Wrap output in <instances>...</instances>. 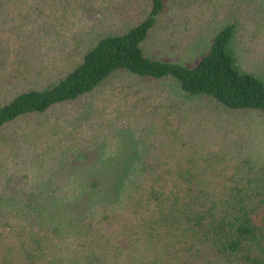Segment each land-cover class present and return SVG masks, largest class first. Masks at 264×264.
Here are the masks:
<instances>
[{"label":"rangeland","instance_id":"374dc122","mask_svg":"<svg viewBox=\"0 0 264 264\" xmlns=\"http://www.w3.org/2000/svg\"><path fill=\"white\" fill-rule=\"evenodd\" d=\"M88 1L0 0V106L20 89L37 82L45 86L74 65L85 35L130 29L149 15L151 6L150 0ZM166 2L143 45L147 56L193 67L208 53L215 35L232 24L227 51L235 67L264 81V0ZM147 79L115 73L82 100L0 128V212L19 216L23 212L17 207L25 198L40 207L52 194L73 201L80 198L74 194L77 186L88 189L93 181L117 187L118 169L124 170L135 154L154 166H170L175 157L171 150L182 142L219 152L227 160L264 162V112H231L184 92L172 77ZM41 211L33 214L44 227ZM69 215L59 211L51 219L62 227L73 220ZM141 238L130 245L121 239L110 264H145L157 245ZM63 252L70 264V254Z\"/></svg>","mask_w":264,"mask_h":264},{"label":"trees","instance_id":"16d2710c","mask_svg":"<svg viewBox=\"0 0 264 264\" xmlns=\"http://www.w3.org/2000/svg\"><path fill=\"white\" fill-rule=\"evenodd\" d=\"M150 1L145 19L130 29L85 35L74 65L45 86L37 82L15 93L0 106V128L82 100L120 72L147 80L172 77L184 92L231 112H264V81L240 72L227 51L232 24L215 35L193 67L147 56L143 45L167 3ZM194 148L185 142L175 146L170 166H154L135 154L124 170L118 169L112 192L93 181L88 189L78 185L74 194L80 198L73 201L52 194L40 207L25 198L14 204L23 212L19 216L0 212V264H65L63 251L70 254V264H110L121 239L130 245L141 236L157 245L145 264H264V162L227 160L219 152ZM83 158L80 154L81 163ZM41 209L44 227L33 214ZM59 211L74 215L73 220L60 227L51 219Z\"/></svg>","mask_w":264,"mask_h":264}]
</instances>
